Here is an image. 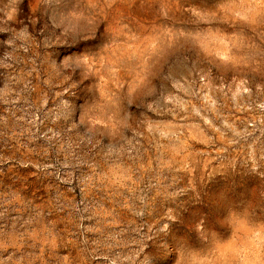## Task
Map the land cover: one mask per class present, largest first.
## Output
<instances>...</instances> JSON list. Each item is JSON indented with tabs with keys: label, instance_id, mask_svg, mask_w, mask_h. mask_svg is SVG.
Masks as SVG:
<instances>
[{
	"label": "rangeland",
	"instance_id": "1",
	"mask_svg": "<svg viewBox=\"0 0 264 264\" xmlns=\"http://www.w3.org/2000/svg\"><path fill=\"white\" fill-rule=\"evenodd\" d=\"M0 264H264V0H0Z\"/></svg>",
	"mask_w": 264,
	"mask_h": 264
}]
</instances>
